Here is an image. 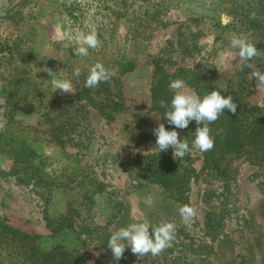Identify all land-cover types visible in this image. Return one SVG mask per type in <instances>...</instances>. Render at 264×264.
I'll use <instances>...</instances> for the list:
<instances>
[{
  "label": "rangeland",
  "instance_id": "1",
  "mask_svg": "<svg viewBox=\"0 0 264 264\" xmlns=\"http://www.w3.org/2000/svg\"><path fill=\"white\" fill-rule=\"evenodd\" d=\"M242 4L0 0V134L8 127L33 125L48 112L56 122L73 127L64 149L53 146L45 151L47 167L74 170L66 189L22 184L10 173L11 160L0 148V222L50 239L48 246L74 247L88 264H117L107 240L113 231L134 222H173L176 238L158 256L139 258L128 248L118 264H264V163L259 165L257 152L247 148L251 152L222 157L223 132L211 127L215 145L200 152L192 144L197 127L192 121L187 129H175L192 150L174 159L171 148L154 149L152 134L158 123L174 129L164 119L166 108L153 98L152 88L162 74L171 78L179 69L190 72V82H185L189 92L203 97L217 90L222 95L241 85L249 108L264 107V91H257L251 70L230 46L237 36L264 50V35L230 21L238 15L232 6ZM229 22L232 25L225 26ZM93 28L100 46L89 49L87 57L75 56L74 41L65 32ZM186 46L191 54H182ZM17 53L26 60L18 59ZM125 55L135 66L119 73V60ZM97 61L115 74L86 93L85 82L74 78L70 69L79 65L84 71L83 63ZM253 62L264 69V57ZM45 68L56 72V78L70 79L73 93L54 90ZM154 153L172 164L151 158ZM166 165L188 181L174 183L180 192L166 193L148 178L151 167ZM185 204L197 213L187 224L178 211ZM60 215H68L72 227L52 234L48 219Z\"/></svg>",
  "mask_w": 264,
  "mask_h": 264
},
{
  "label": "trees",
  "instance_id": "2",
  "mask_svg": "<svg viewBox=\"0 0 264 264\" xmlns=\"http://www.w3.org/2000/svg\"><path fill=\"white\" fill-rule=\"evenodd\" d=\"M241 1L243 2L242 5L232 6L237 9H234V11H238V13L235 12L238 15L236 18L235 16L231 17L230 21L240 23V26L246 31L251 33L259 32L264 35V12H259L264 11L263 0H254L253 2H248L247 0ZM253 12L256 13V18L250 19V14ZM230 25H232L231 22L226 23L225 26ZM189 51L190 48L186 46L182 54H191ZM17 56L20 60H26L23 57L25 55L20 56L17 53ZM27 57L28 60H33L32 55H27ZM119 61V73L131 72L134 69V59L125 55ZM93 64L91 62L82 64V68L85 70L81 71L79 78H82L84 82L88 69ZM75 67H79V65ZM73 69L74 67H71V74L73 73ZM189 74L190 72L185 69L175 70L171 78L167 74H162L152 88L153 98L165 103L170 102L172 92L169 89V82L175 79H182L188 83L190 82ZM74 78L77 77L74 76ZM83 91L88 93L90 88L85 87ZM243 94L244 90L241 88V85L237 90L223 92L222 95L225 98L229 95L233 97L234 102L238 105L237 111L233 114L225 109L224 114L214 123L209 124V127L223 132L220 143L222 157L228 154L241 155L246 151H253L251 153L257 152L258 157L256 160L260 166H263L264 107L256 106L249 108L244 100L247 93H245V96ZM72 127V125L64 121L56 122L55 118L48 112H42L33 125L8 127L3 134H0V148H5L3 152L11 160L10 173L16 176L22 184H38L61 189L68 188L73 182L74 174L72 173H74V170L69 172L61 167H47L49 158H46L48 156L45 155V151L53 146L64 149L65 139L69 136V131ZM247 148H252V150H247ZM159 157L161 159L160 162L172 164L169 162L170 159L164 158L162 154L154 153L151 156V158H156V161ZM151 168L152 175L148 178L152 182L161 185L166 193L172 194L174 190L179 191V188L174 185L177 181L188 184V181L179 175L178 171L170 170V167H167V165ZM47 226L52 231V234H56L61 230L71 228L72 223L68 215H60L56 219L49 218ZM49 240L37 234L22 232L4 224V222H0V264H88L84 253L78 250L74 251V247L73 249H68L60 244L48 246Z\"/></svg>",
  "mask_w": 264,
  "mask_h": 264
},
{
  "label": "clouds",
  "instance_id": "3",
  "mask_svg": "<svg viewBox=\"0 0 264 264\" xmlns=\"http://www.w3.org/2000/svg\"><path fill=\"white\" fill-rule=\"evenodd\" d=\"M255 18L256 13H251L250 19ZM64 35L74 41L73 54L77 57H87L89 49H96L101 44L94 28L88 32L69 31L65 32ZM230 46L237 50L235 55L239 58V62L251 70L250 78L256 81L255 88L257 91H264V70L258 68L253 62L256 58L264 57V50H258L255 44L237 36H233ZM45 71L51 76L49 81L54 90H60L63 94L73 93V85L70 79L56 78L54 74L57 73L49 68H45ZM62 71L60 70L59 73ZM114 74V71L97 61L88 69L85 86L97 87L101 82H108ZM73 75L77 78L80 77L81 69L74 67ZM169 89L173 93L170 105L165 104L164 101H161L160 105L166 108L164 119L169 125L174 126V129L169 131L164 123H158L152 129V134L156 137L154 149L163 152L171 148L174 159H183L192 149L186 139H180V134L175 129H187L190 122L195 121L197 127L192 133L194 136L193 147L200 152L212 150L215 141L210 135L209 124L214 123L224 114L225 109L233 114L236 113L238 105L234 102L233 97L229 95L225 98L217 90L210 91L201 97L187 91L185 81L182 79L170 81ZM178 211L181 221L185 224L189 223L197 214L196 209L190 204L181 206ZM175 238L176 225L173 222H161L151 226L147 222H134L113 231L107 240V248L118 264L128 248L139 258L149 253L152 256H158L172 246Z\"/></svg>",
  "mask_w": 264,
  "mask_h": 264
}]
</instances>
